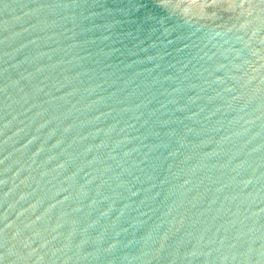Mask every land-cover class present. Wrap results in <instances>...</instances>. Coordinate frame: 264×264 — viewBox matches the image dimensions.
Listing matches in <instances>:
<instances>
[{
	"label": "water",
	"instance_id": "obj_1",
	"mask_svg": "<svg viewBox=\"0 0 264 264\" xmlns=\"http://www.w3.org/2000/svg\"><path fill=\"white\" fill-rule=\"evenodd\" d=\"M0 264H264V0H0Z\"/></svg>",
	"mask_w": 264,
	"mask_h": 264
}]
</instances>
